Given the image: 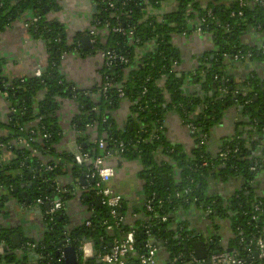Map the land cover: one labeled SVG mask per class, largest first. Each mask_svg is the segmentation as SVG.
Instances as JSON below:
<instances>
[{
  "label": "trees",
  "instance_id": "trees-1",
  "mask_svg": "<svg viewBox=\"0 0 264 264\" xmlns=\"http://www.w3.org/2000/svg\"><path fill=\"white\" fill-rule=\"evenodd\" d=\"M167 1L119 0L114 8H109L102 0H94L97 8L90 23L107 27L109 31L104 41L97 39L93 47L85 50L77 46L76 52L85 57L96 50H109L128 62L115 59L110 65H99L100 83L81 88L65 77L60 65L62 56L73 52L75 43L86 32L79 30L69 36L61 21L47 17L60 9L56 0H0V32L15 19L31 12L38 20L28 27V33L44 43L46 53V65L39 76L31 74L11 79L5 76L2 68L5 60L0 57V97L6 93L4 99L9 104L7 121L0 122V130L6 131L0 134V204L7 197L28 206H35L37 199H42L43 203L38 206L45 208V202L53 200L52 195L58 194L64 201L70 197L68 191L56 192L60 178L66 173L67 162L71 163L69 170L73 179L89 173L90 165L77 163L72 154H60L63 161L57 164L53 160L42 164L39 156L33 153L58 155L55 144L60 138L58 110L62 99H71L77 105L71 124L85 134L86 146L82 152L96 156L97 141L103 139L107 150L113 149L126 159H140L142 169L138 176L144 181V201L152 198V211L143 207V217L138 222L125 221L113 228V233L106 228L113 221L109 208L103 204L95 206L91 189L80 197L82 204L91 211L90 225H85L86 218L80 225L70 228L63 210L52 215L44 212L39 238L27 235L16 248L12 246L11 234L18 228L0 225V264H64L63 260L57 261L66 245L64 239L75 249L90 242L96 253H104L114 238H121L130 229L134 230L135 237L130 261L136 263L147 237L145 219L156 213L169 214L173 220L174 212L190 207L207 215L213 228L207 239L213 246L217 245L221 251L226 249L220 242L221 225L217 223L225 219L231 233L228 247L233 248L232 253L248 259V264H257L252 254V241L258 236L264 238V194H259L256 180L264 171V145L259 140V135L264 133V75L251 70L243 83H236L225 70L229 62L223 54L239 53L246 59L237 62L264 65V40L254 44L242 42V35L250 30H264V0H246L248 4L242 8V15L237 14L238 0H211L205 7L198 0H175L172 11L158 15L147 13L148 7L162 9ZM208 10L211 16L207 15ZM194 18L203 19L202 30L216 47L213 58L204 53L193 70L169 72L172 61L180 64L182 59L181 49L172 42V37L183 32L190 34V21ZM116 25L123 32L113 31ZM129 29L133 30L132 36L128 35ZM149 42L154 44L153 48L135 64V48ZM159 78H164L161 85L156 82ZM106 83V91L94 103L91 94ZM118 84L123 96H119ZM186 85H192L194 91L187 92ZM222 88L225 92L219 90ZM122 99L130 102L131 115L118 125L111 112L119 107ZM228 109L238 110L240 124L248 125V131L239 132L237 128L234 134L222 137L219 152L226 155L221 158L219 152L209 151L207 142L202 141L208 140L212 128L221 122ZM168 112L176 113L183 126L192 124L196 128L190 134L193 141L190 149L167 139L165 116ZM86 125L93 126L97 132L96 142L89 141ZM44 133H50L49 139L42 138ZM18 139H23L29 147L20 146L15 142ZM3 148L13 155L10 160L1 158ZM48 165L55 167L49 170ZM252 166L256 168L251 169ZM163 174L167 176V185L163 182ZM229 178L243 181L229 198L211 191V181L225 182ZM258 203L260 210L254 211ZM118 211L126 215L124 201ZM181 224L180 237H177L178 232H170L166 224L156 221L150 229L153 238L163 241L172 264H189V244L200 237L187 229L185 221ZM30 251L38 258L29 260L27 253ZM179 253L185 257L172 262ZM87 264L97 263L91 258Z\"/></svg>",
  "mask_w": 264,
  "mask_h": 264
},
{
  "label": "crops",
  "instance_id": "crops-1",
  "mask_svg": "<svg viewBox=\"0 0 264 264\" xmlns=\"http://www.w3.org/2000/svg\"><path fill=\"white\" fill-rule=\"evenodd\" d=\"M60 6V11L56 14L49 13V18H55L61 21L69 36H72L76 31H83L92 16V0H56ZM202 6H206L211 0H198ZM176 6L175 0H168L162 10L172 11ZM31 16V12H27L22 17L15 19L12 23L0 33V57L4 58L2 66L4 74L9 79L14 77H21L24 75H31L34 71L42 69L46 65V53L44 43L36 38H33L27 28L24 27L23 21ZM264 40V30L249 32L242 35V42L245 44L259 43ZM174 43L181 49L182 59L179 64V71H190L196 68L200 63V57L204 53L214 55L216 47L207 34L195 35L188 34L182 37H175ZM79 56V59L77 58ZM60 69L65 77L78 85L81 88H89L94 85L99 79L98 61L88 54L81 57L78 53L71 52L66 55L65 60L61 63ZM226 72L230 74L236 83H243L248 77L251 70H255L258 75H264L263 63H254L249 61L236 62L228 64L225 68ZM186 91H194L192 85H186ZM234 115L230 118L231 109H228L220 123L215 125L208 138V150L215 153L220 144V140L224 136L232 135L236 132L248 131V125L240 124L241 114L238 110L233 109ZM9 104L7 100L0 97V122L5 123L8 117ZM77 113V105L71 99H62L60 111L58 112L59 125L61 128L60 138L55 144L57 156L43 155L39 156L42 164L53 160L56 164L63 161L60 154H72L74 157L76 151L82 152V148L86 146V141L83 139L85 134L78 132L71 124V119ZM113 118L118 125L123 124L130 112V102L122 99L119 107L111 112ZM236 123H239L236 125ZM166 137L170 142L182 144L188 150L192 147L193 141L190 133L180 122L179 117L174 112H168L165 116ZM87 132V131H86ZM90 134L89 141H94L97 138V132L93 129ZM0 134H6L5 130H0ZM81 135V136H80ZM82 138V139H81ZM260 144L264 145V133L259 135ZM219 141V144H217ZM12 154L7 151H1V158L4 161L10 160ZM105 162L111 164L115 168V174L111 179L110 186L119 192L123 201L125 202L126 215L125 221L129 224L138 222L142 217L141 212L144 205V181L138 176L142 169L140 159H126L117 151L110 149L105 157ZM66 173L59 180L62 191H68L70 197L64 202L63 211L69 218L68 227L73 228L80 225L86 217L90 215V210H87L82 204L80 197L85 192L90 190V181L85 177L84 185L78 182V178H72L70 172L71 163L65 164ZM64 166V167H65ZM83 175V174H82ZM176 178V177H175ZM258 184L260 187L264 184V173L258 177ZM242 180L237 178H229L225 182L211 181L210 189L222 195L223 198H229L241 186ZM73 185V187H71ZM235 191V192H234ZM94 201V200H93ZM95 204V203H94ZM0 225L6 227L18 228L20 238L33 236L38 239L42 230V216L46 208L42 206L34 207L32 205H23L13 198H5L0 204ZM190 210V211H187ZM187 211V212H186ZM173 220L167 222V229L171 232H179L178 228L181 222L185 221L187 229L191 233L200 236L193 241L199 239H207V235L213 233V228L207 215L200 209L190 207L186 210H177L173 213ZM217 223L221 225L220 242L228 247V240L231 236L227 221L219 220ZM93 248V247H92ZM94 250V249H93ZM192 250V249H191ZM194 256L193 251H190ZM184 255L180 253V256ZM158 264H172L168 260V254L164 246L158 251ZM195 260V259H194Z\"/></svg>",
  "mask_w": 264,
  "mask_h": 264
},
{
  "label": "built area",
  "instance_id": "built-area-1",
  "mask_svg": "<svg viewBox=\"0 0 264 264\" xmlns=\"http://www.w3.org/2000/svg\"><path fill=\"white\" fill-rule=\"evenodd\" d=\"M119 0H102V4L106 7L109 8H114ZM260 2L261 0H254ZM95 3V2H94ZM248 2L246 0H238V15H242V8H244ZM205 7V6H204ZM97 8V5H96ZM174 10V9H173ZM162 13V9H155L152 7L147 8V13L151 15H158L159 13ZM49 15V14H48ZM47 17L49 18V16ZM207 15L211 16L210 11H207ZM231 15H235V12H231ZM91 19V18H90ZM38 20V17L33 16L31 14L30 17L25 19L23 21V25L25 28L28 29V27L35 23ZM203 21L194 18L192 21H190V27H191V32L190 34H195V35H204L207 34L202 30L201 27V22ZM97 24H91L90 20L87 23L85 29L83 31L86 32L83 36H88L90 45L93 47V44L96 42L97 39L104 41V36L106 33L109 31L107 27H97ZM113 31L116 32H123V29L119 26L116 25L112 28ZM1 33V32H0ZM133 30L129 29L128 30V35L132 36ZM186 36L185 32L179 34V35H174L172 37V42L174 43V38L175 37H182ZM131 41H133L132 38H130ZM81 42H77L74 45L73 52H76V47L80 46ZM154 44L152 42L147 43L145 46H137L135 48V56H134V62L137 64L139 62V57L143 56L146 52H149L153 48ZM90 47V48H91ZM77 53V52H76ZM68 54H64L62 56L61 63L65 60V57ZM97 61H98V67L101 64L105 65H110L113 60L117 59L120 62L127 63V59L119 56L117 57L114 53H112L109 50L106 51H101V50H96L95 53H91ZM223 57L226 59L229 64L233 62H237L239 60H244L246 57H244L242 54L235 53L233 55L228 56L227 54H223ZM244 58V59H243ZM133 67V66H130ZM179 70V64L176 61H172L171 67L169 68V72H173ZM36 76H39L41 74V69H38L34 71L33 73ZM164 81V78H159L156 80L158 85L162 84ZM96 83H100V76L99 79L97 80ZM108 84H103L102 87L98 88L94 93L91 94V98L94 103H97L100 98L102 97L103 93L106 91ZM3 88H6V85H3ZM118 89H119V96H123V92L121 91L122 88L118 84ZM222 92H225V90L219 89ZM6 93H2L1 97L5 98ZM62 103V100H61ZM60 109L58 110V112ZM7 121V120H6ZM186 129L188 132L191 134L193 131L196 130V128L192 124H187L185 125ZM94 129L93 126L91 125H86L85 131L91 132ZM50 137V133H44L42 135V138L47 140ZM97 141V138L95 139V142ZM18 143L20 146L28 148L29 145L26 143L23 139H18L15 141ZM207 142L208 146V140L202 141V143ZM97 151L98 153L96 156L91 157L89 152H81L80 156L75 155L74 159L77 163H86L90 165V171L89 173L86 174V178L90 179L91 181L93 180V185L91 186V190L93 191L94 196L100 195L101 196V204L106 205L109 208V214L111 218L113 219L112 224H107L106 228L110 233H113V228L119 226L121 223L125 222V216L121 215L118 211V209L121 207L122 202H123V197L122 195L115 191L111 186L110 182L112 177L115 174V168L111 165L105 162V157L108 154V150L106 149V142L103 139H98L97 141ZM220 145V144H219ZM122 147V145L120 144ZM121 149V148H120ZM208 149V148H207ZM2 150V149H1ZM3 150H5L3 148ZM219 152V146L217 147L215 153ZM34 154L39 155L38 152L34 151ZM119 153V152H118ZM226 155L225 152H219L218 156L221 158H224ZM13 156V155H12ZM11 156V158H12ZM54 165H48L47 169L52 170L54 169ZM255 166H252L251 169H255ZM261 173H264L261 172ZM257 176V182H258V177L260 174ZM258 184V183H257ZM260 186V184H259ZM62 186L57 184L56 187V192L59 193L62 191ZM56 193V194H57ZM260 195L264 194V184L260 187ZM151 201L152 198L147 199L144 201V209L146 211H152V206H151ZM64 200L60 195L57 194V196L50 201V208L49 210H45L46 214H55L61 210L64 209ZM43 200L42 199H37V205L42 204ZM260 206L259 203L255 205L254 211H259ZM209 212V211H206ZM91 214V212H90ZM90 216V215H89ZM86 217L85 225H90L91 221ZM255 218V215L252 216V219ZM170 220V215L169 214H163V215H158L154 213L150 217L146 218L144 223L146 227V233L147 237L144 241L143 247L144 250L142 253H140L137 256V261L136 263H133L130 261V255L134 251V243H135V237H134V230L130 229L127 232L124 233V235L121 238H114L111 241V246L105 251L104 253H96L93 248L92 244L90 242H85L81 246L76 249V263L75 264H87V261L90 260L91 258H95V261L97 264H158L159 262V257H158V251L159 248L156 246V244L153 241V235L150 231L151 227L153 226L154 222H159L161 224H167ZM181 227H179L180 230ZM177 237H180V232H178ZM204 239V238H203ZM206 242V258L204 259H196L195 256H192L191 252L188 253L187 258H189V264H248L249 260L246 258H240L236 256L235 254L232 253V251L228 252L226 250L215 253L214 249L217 247V245H212L208 239H204ZM253 243V251L252 254L254 255L255 259H257V264H264V238L261 236L255 237V239L252 241ZM28 244V243H27ZM29 245V244H28ZM66 245H70L69 241L66 239ZM33 244H30V247H33ZM192 251V250H191ZM168 254V253H167ZM169 256V255H168ZM185 257L184 255L180 256V253L178 256L173 258L172 262H176L178 259ZM195 259V260H194ZM63 260V253L61 252L57 256V261Z\"/></svg>",
  "mask_w": 264,
  "mask_h": 264
},
{
  "label": "water",
  "instance_id": "water-1",
  "mask_svg": "<svg viewBox=\"0 0 264 264\" xmlns=\"http://www.w3.org/2000/svg\"><path fill=\"white\" fill-rule=\"evenodd\" d=\"M93 1L94 0H92V2ZM91 10H92V12L96 11V4L95 3H92ZM80 42H81V46H82L83 50L91 47L88 36H82L80 38ZM211 58H213L212 55H211ZM262 148L263 147L261 146L260 149H262ZM76 154L80 156V152L79 151H76ZM162 179H163L164 184L167 185L168 184V180H167L166 174L162 175ZM78 182L81 185H84V183H85L84 175H80L78 177ZM92 183H93V180H92ZM242 183H243V181H242ZM71 187H73V185H71ZM54 198H55V196L52 195V199H54ZM101 199L102 198H101L100 195L94 196V203H95L96 207L101 206ZM44 206H45L46 210H49L50 202H45ZM34 207L36 208V207H38V205H35ZM153 241H154V243L156 244V246L158 248H161L163 246V241L161 239H157L156 237H154ZM11 242H12V246L15 247V248L19 247L21 245V238H20V235H19L18 232H14V233L11 234ZM63 242H66V240L64 239ZM108 245L111 246V243H109ZM206 246L207 245H206V242H205L204 239L191 241V243L189 244V247L192 249L195 258L199 259V260L206 258V256H207L206 255ZM185 248H188V245L185 246ZM225 250L230 252V251H232V248L231 247H226ZM214 252L215 253L220 252V249H219L218 246L215 247ZM62 253H63L64 264H75L76 263V249H75V247L73 245H65L64 248H63ZM27 255H28L29 260H33L36 257L38 258L36 253L33 252V251L28 252ZM187 259L189 260V258H187Z\"/></svg>",
  "mask_w": 264,
  "mask_h": 264
},
{
  "label": "rangeland",
  "instance_id": "rangeland-1",
  "mask_svg": "<svg viewBox=\"0 0 264 264\" xmlns=\"http://www.w3.org/2000/svg\"><path fill=\"white\" fill-rule=\"evenodd\" d=\"M60 11V9L58 10V11H56L54 14H56V13H58ZM77 58L79 59V56L77 55ZM234 110L233 109H231V114H230V118L232 117V115H234V112H233ZM217 144H219V141H218V143ZM187 211H190V210H187ZM186 211V212H187Z\"/></svg>",
  "mask_w": 264,
  "mask_h": 264
}]
</instances>
